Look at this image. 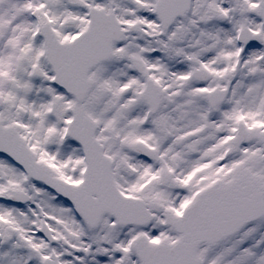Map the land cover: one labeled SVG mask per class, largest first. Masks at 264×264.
<instances>
[{
	"label": "snow or ice",
	"instance_id": "snow-or-ice-1",
	"mask_svg": "<svg viewBox=\"0 0 264 264\" xmlns=\"http://www.w3.org/2000/svg\"><path fill=\"white\" fill-rule=\"evenodd\" d=\"M0 264H264V0H0Z\"/></svg>",
	"mask_w": 264,
	"mask_h": 264
}]
</instances>
